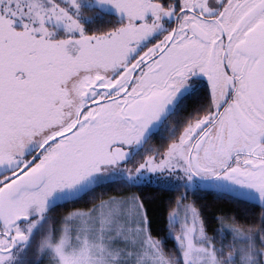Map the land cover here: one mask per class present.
<instances>
[{
  "label": "snow or ice",
  "instance_id": "obj_1",
  "mask_svg": "<svg viewBox=\"0 0 264 264\" xmlns=\"http://www.w3.org/2000/svg\"><path fill=\"white\" fill-rule=\"evenodd\" d=\"M0 264H264V0H0Z\"/></svg>",
  "mask_w": 264,
  "mask_h": 264
},
{
  "label": "trees",
  "instance_id": "obj_2",
  "mask_svg": "<svg viewBox=\"0 0 264 264\" xmlns=\"http://www.w3.org/2000/svg\"><path fill=\"white\" fill-rule=\"evenodd\" d=\"M205 199H206L207 203L210 205V209L209 210L215 209L217 206L222 205V204L225 203V201L217 199L215 197V194H213L211 192H208L206 194Z\"/></svg>",
  "mask_w": 264,
  "mask_h": 264
}]
</instances>
